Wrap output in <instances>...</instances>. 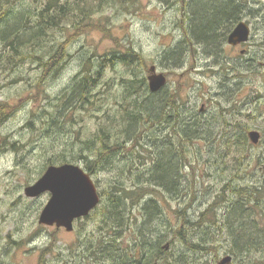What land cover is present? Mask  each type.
Returning a JSON list of instances; mask_svg holds the SVG:
<instances>
[{"label": "rangeland", "instance_id": "1", "mask_svg": "<svg viewBox=\"0 0 264 264\" xmlns=\"http://www.w3.org/2000/svg\"><path fill=\"white\" fill-rule=\"evenodd\" d=\"M49 1H24L26 9L31 10L33 23L36 20L33 13ZM68 1L73 4V10L80 3L93 6L95 14L77 29L73 21L72 25L63 24L64 28L49 30L48 40L44 37L23 40L27 44L21 50L30 60L18 62L12 72L14 76L4 79V83L0 81V105L5 106L7 115L0 126V264H60L56 255H67L69 247L97 246L104 234L108 238L104 244L126 248L121 254L128 256L127 263L133 261L128 259L129 255H140L143 246L147 250L150 238L155 252L161 243V257L170 262L186 254L187 246L183 242L204 236L206 224L193 225L207 211L211 212L207 217L211 222L207 225L219 232L212 246L218 252L188 257V263L218 264L230 255L222 234L226 231L220 228L222 222L214 224L225 219L233 197L227 192L219 198L223 188L230 185V189H236L264 178L262 142L229 148L251 131L264 135V0H239L244 8L239 22L251 28V39L234 49L228 44L232 31L222 33L227 37H222L217 58L206 54L203 45L185 41L188 4L192 0ZM46 40L56 46L55 60L49 59L51 55L42 57ZM179 44L185 45L183 57L186 58L176 66L166 57ZM127 49L134 50L144 60L145 66L137 65L135 70L146 78L147 84L153 66L158 74L166 75L168 92L179 91L177 112L186 121L209 126L200 130L204 133L202 140L185 143L177 154L181 157L179 180L168 191L155 181L147 182V178L159 157L158 145L162 142L157 145V139L169 140L181 132L179 124L173 121L165 126L142 127V135L112 157L108 169L98 170L95 175L86 169L87 163L95 162V151L93 148L85 151V143L92 141L103 127L114 135L112 143L123 144L127 140L122 132L120 108L125 105L121 81L128 74L127 67L118 62L116 66L105 65L96 94L88 95L85 102L77 101L76 82L86 75L85 61L95 57L109 59L115 50L127 54ZM49 51L52 54L51 48ZM40 56L42 62L37 60ZM113 84L114 87H108ZM99 99L105 100L104 108L99 107ZM116 114L119 119L112 123ZM140 143L145 148L139 147ZM236 161L242 173L237 174ZM64 164L84 169L102 198L91 217L79 223L73 233L39 223L51 199L50 193L35 199L25 194V189L35 184L48 167ZM118 186L128 196L121 199V192L116 194L114 190ZM115 194L122 204L119 209L110 206L115 201L111 195ZM148 207L158 211L150 223L145 217ZM115 212L122 217L119 229L109 223ZM150 231L155 233L148 238L146 233ZM157 233L162 238L158 245ZM48 248L54 253H44Z\"/></svg>", "mask_w": 264, "mask_h": 264}, {"label": "trees", "instance_id": "2", "mask_svg": "<svg viewBox=\"0 0 264 264\" xmlns=\"http://www.w3.org/2000/svg\"><path fill=\"white\" fill-rule=\"evenodd\" d=\"M24 1L26 0H0V23L2 24L0 35L2 37L17 38L22 39V41L30 39V37L44 39L49 36V30L64 28L63 24L65 23L72 25L73 21H75L76 25L74 27L77 29V27L82 26L87 21L88 17L95 14L93 6L80 3L81 5L79 4L73 10V4L68 0H61L60 4H57L58 0H50L40 10L37 9L38 11L33 13L32 17L36 19L33 23L30 18L32 13L26 9ZM188 5L190 9L187 15L188 31L186 43L201 44L205 48L204 52L206 54L208 53V55L210 54L217 58L221 53L222 39L227 37L226 34L224 36L222 33H230L241 19L244 11L241 2L239 0H209L207 4L203 0H192ZM31 24H33L34 29L31 28ZM47 40L46 43L48 42ZM45 46L47 47L48 45L45 44L43 47ZM184 50L185 45H177L167 53L168 56L166 58L168 62L176 66L179 63H183V60L186 58L185 56L183 57ZM127 51V54H122L124 52L120 51V53H117L115 50L109 59L95 57L91 61H85L83 67L86 69V75L76 82L75 95L77 101L82 100L85 102L88 100V95L96 94L95 88L99 85L100 78L104 74L105 65L112 64L116 66L118 62L127 67L128 74L121 81L123 88L122 103L125 102V105H120L122 111L121 118L123 120L122 132L127 137V140L123 144H116V141L112 143L114 135L110 130L103 127L92 141L85 143V151L92 148L95 151V162L87 163L86 169L91 175H95L98 170L108 169L107 165L111 158L126 150L128 142L136 141L138 136L142 135V127L147 125H151L152 128L157 125L165 126L173 121L179 124L181 132H179L177 137H169V140H158L154 135V139H157V145L162 143L158 145L160 153L155 162V167H152L149 171V177L147 178V182L155 181L157 185L162 186V188L168 191L179 180L178 160L180 155L177 157V154L182 151L185 143L189 144L202 140L204 138L202 129L204 126H209H207L208 123L200 124V126L190 123L184 120L185 118L182 113L177 112L179 109L177 106L179 91L170 93L165 87L153 95L149 91L146 78L135 70L137 65L139 67L145 66L144 60L134 50L127 49ZM37 60L42 62V58H37ZM114 86V84L108 85L109 88ZM136 95L138 96L135 99H131ZM101 102L102 104H100ZM104 102L105 100L101 101L99 99L98 105L100 108H104ZM118 103L122 104L121 102ZM200 112H204V109L203 111L200 110ZM118 119L119 116L116 114L112 116L111 122L116 123ZM249 133L245 134L241 142L235 143L229 146V148H239L241 144L249 146V142H251ZM118 138L119 135L117 136ZM261 142L264 146V135L261 137ZM139 147L145 148L141 143ZM238 160L241 161V159ZM239 161H236L237 174L238 172H243L239 171ZM229 186L226 185L223 188V193L219 197H224V194L227 192H231L233 196L226 217L224 215L225 219H218V221H214V224L217 225L222 222L220 228L226 231V234H222H224L228 242L227 254L233 257L231 264H264V222H262V219H264V178L256 184H249L236 189H230ZM114 190H117L116 194L117 192H121V199L128 196L125 194L124 188L120 186L114 187ZM116 194L111 195L112 201L115 200L110 203L113 209H119L122 205L118 203L120 197ZM151 203L153 202L151 201ZM118 213L115 212L116 215H113L109 221L110 225L117 226V228L120 226L122 220V217ZM210 213V211L202 213L199 221L193 225L200 226L202 223H205L204 236H197L199 239L196 241L192 240L190 242L187 240L183 242L187 246L186 254L180 255V257L177 256L170 262L161 257L162 251L160 250L159 252V245L162 238H159L160 235L157 233V245L160 243L155 252L157 264L161 262H165L166 264H187L188 260H190L188 257L190 258L202 252H218V249L212 246H214L219 232H216L212 225H207V222H211V220L207 219ZM157 214L158 211L156 212L154 207H148L145 215L147 223H150L152 217L157 216ZM153 232L146 233L148 238L149 236H153ZM151 239L148 240L149 244L152 242ZM146 246H148V243ZM149 246L152 245L150 244ZM257 261L260 263H256ZM188 264L191 263L189 262Z\"/></svg>", "mask_w": 264, "mask_h": 264}, {"label": "water", "instance_id": "3", "mask_svg": "<svg viewBox=\"0 0 264 264\" xmlns=\"http://www.w3.org/2000/svg\"><path fill=\"white\" fill-rule=\"evenodd\" d=\"M251 39V28L245 22H240L230 33L228 44L237 47L246 44ZM167 86V77L158 74L156 66L150 68L148 87L152 94H156ZM252 144L258 145L261 134L257 131L249 133ZM264 172V166H263ZM50 193L51 199L42 211L39 223L46 226L56 225L73 231V223L77 219L88 216L101 201L92 177L80 166L64 164L50 166L44 175L33 185L25 189L29 198H38ZM233 258L227 256L218 264H231Z\"/></svg>", "mask_w": 264, "mask_h": 264}, {"label": "flooded vegetation", "instance_id": "4", "mask_svg": "<svg viewBox=\"0 0 264 264\" xmlns=\"http://www.w3.org/2000/svg\"><path fill=\"white\" fill-rule=\"evenodd\" d=\"M1 26L2 24L0 23V28ZM26 44H27L26 41H22V39L18 40L15 38H6L0 35V81L2 83H4L3 82L4 79L8 80L9 77L12 78L14 76L12 72L14 69H17L18 62L24 63L28 61V59L30 60V57L28 58L27 57L28 55L21 50L22 47H24ZM45 44L48 46L44 48L46 52L43 54V59L48 58V56L51 55L49 59L55 60L56 55L54 53H56L55 50L56 46L53 45V43H45ZM49 48L52 49V54L49 51ZM5 110H6L5 106L3 104L0 105V126L7 119ZM98 207L99 205L88 216L75 220L73 223L74 229L71 232L72 233L75 232L77 225L89 219L92 213ZM51 227L55 228L58 231L66 230L65 228L62 227L58 228L56 225ZM107 239H108L107 237H104V235H102L100 238L101 244L97 246L91 245V246L69 247L67 248L69 250L67 252V255L58 252L60 254L56 255L55 258L57 259V262H59L60 264H110L108 262H111V264H119V263L130 264L127 263V261L130 260H126L128 256L127 257H125L124 255L122 256L123 254L122 252L126 250V248L108 246L104 244L107 242ZM141 249L142 252L140 253V255L139 254L138 255L133 254V256L129 255L128 259L133 260L131 264H157L155 247L153 245L148 246L147 250L145 246H143V248ZM44 253L51 254L54 252L50 250V248H48L46 251H44ZM83 253H85L86 255H82ZM54 264H56V262H54Z\"/></svg>", "mask_w": 264, "mask_h": 264}, {"label": "bare ground", "instance_id": "5", "mask_svg": "<svg viewBox=\"0 0 264 264\" xmlns=\"http://www.w3.org/2000/svg\"><path fill=\"white\" fill-rule=\"evenodd\" d=\"M177 3V2H176ZM169 4V3H168ZM173 4H175V2L173 3ZM172 6V5H171ZM170 6V7H171ZM31 11V10H30ZM237 16V15H236ZM29 17V16H28ZM183 25V24H182ZM65 42V41H64ZM64 50V49H63ZM64 55V54H63ZM34 57H35V55H33ZM38 57V56H37ZM41 57V56H40ZM43 57V56H42ZM45 57V56H44ZM33 63V62H32ZM39 67V66H38ZM40 68V67H39ZM42 69V68H41ZM56 70V69H55ZM79 83V82H78ZM67 87V86H66ZM76 89V88H75ZM65 90V89H64ZM154 95V94H153ZM255 96V95H254ZM198 117V116H197ZM185 120V119H184ZM22 129V128H21ZM174 144V143H173ZM14 147V146H13ZM179 161V160H178ZM181 168V167H180ZM177 169V168H176ZM250 179H251V177H250ZM251 181V180H250ZM180 185V184H179ZM245 195V194H244ZM246 196V195H245ZM142 197V196H141ZM173 198V197H172ZM150 206V205H149ZM239 207V206H238ZM232 209V208H231ZM234 210V209H233ZM232 210V211H233ZM104 230V229H103ZM106 233V232H105ZM105 235V234H104Z\"/></svg>", "mask_w": 264, "mask_h": 264}]
</instances>
